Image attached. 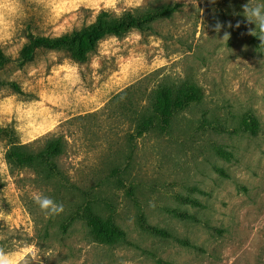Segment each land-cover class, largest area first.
Returning <instances> with one entry per match:
<instances>
[{
    "label": "rangeland",
    "instance_id": "374dc122",
    "mask_svg": "<svg viewBox=\"0 0 264 264\" xmlns=\"http://www.w3.org/2000/svg\"><path fill=\"white\" fill-rule=\"evenodd\" d=\"M244 3L0 0V257L264 264V40ZM129 14L138 27L94 26ZM82 31L97 35L19 56L31 35ZM56 142V173L8 159Z\"/></svg>",
    "mask_w": 264,
    "mask_h": 264
},
{
    "label": "trees",
    "instance_id": "16d2710c",
    "mask_svg": "<svg viewBox=\"0 0 264 264\" xmlns=\"http://www.w3.org/2000/svg\"><path fill=\"white\" fill-rule=\"evenodd\" d=\"M101 15H105L101 13ZM153 18V17H152ZM139 17L136 15L129 14L125 18L118 17L113 18L112 20H106L102 16L98 17L97 22H95L94 26H99L101 29H105L106 31H113L117 33L118 29L128 28V27H138L137 22ZM90 38H95L97 33H87ZM85 32H72L65 33L58 37H47V36H30L27 42H25L20 49V58L23 60L29 59L33 53L40 48H56V49H67L74 41H78L80 43L86 36H88ZM90 43V42H89ZM92 45V43H90ZM11 59L8 55H6L0 48V66L9 62ZM185 95L191 94L196 95L192 86H185L182 88ZM244 125V124H243ZM248 132L252 134H256L257 121L255 119L251 120L250 124L245 123ZM154 127V120L152 116L144 117L138 125V128L141 131H147L150 128ZM60 151L59 145L56 142L55 144L48 147V149L38 152V153H25L18 148H13L8 152V159L20 166L24 165H34L36 163H42L44 167L51 171L52 173H56V165L52 160V157L56 155ZM105 237V236H104ZM105 239V238H104ZM185 245H189L187 242H184Z\"/></svg>",
    "mask_w": 264,
    "mask_h": 264
},
{
    "label": "clouds",
    "instance_id": "9594fccd",
    "mask_svg": "<svg viewBox=\"0 0 264 264\" xmlns=\"http://www.w3.org/2000/svg\"><path fill=\"white\" fill-rule=\"evenodd\" d=\"M242 13L245 20L255 24L260 29L259 38L264 40V3H256L255 0H246L242 6ZM34 201L42 210H46L50 214H58L63 211V206L56 204L48 197L35 195ZM0 264H8V261L0 257Z\"/></svg>",
    "mask_w": 264,
    "mask_h": 264
}]
</instances>
